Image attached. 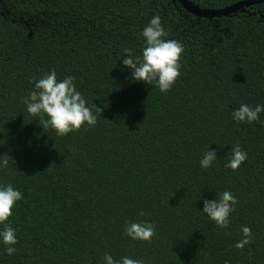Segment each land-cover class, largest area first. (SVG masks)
Returning <instances> with one entry per match:
<instances>
[{
  "label": "trees",
  "instance_id": "trees-1",
  "mask_svg": "<svg viewBox=\"0 0 264 264\" xmlns=\"http://www.w3.org/2000/svg\"><path fill=\"white\" fill-rule=\"evenodd\" d=\"M189 1L220 11L246 0ZM262 15L264 4L209 20L177 0H0V155L15 160L0 168V185L22 194L6 222L16 252L0 238V264H106V254L264 264V112L251 124L232 117L241 104L264 105ZM153 16L184 48L180 77L163 93L122 61L125 49L142 55ZM53 69L103 110L94 126L59 136L28 114L23 98ZM237 145L247 159L233 171L225 165ZM207 150L218 159L204 169ZM224 191L237 203L222 229L203 201ZM130 222L152 223L156 234L133 240ZM242 227L252 242L238 250Z\"/></svg>",
  "mask_w": 264,
  "mask_h": 264
},
{
  "label": "clouds",
  "instance_id": "clouds-1",
  "mask_svg": "<svg viewBox=\"0 0 264 264\" xmlns=\"http://www.w3.org/2000/svg\"><path fill=\"white\" fill-rule=\"evenodd\" d=\"M141 36L145 46L141 56H133L131 50L125 49V58L122 60L125 68L132 72L131 78L146 85L155 83L163 92L171 90L180 77V58L184 51L183 45L176 41L165 39L167 32L162 26L159 16H153L144 27ZM74 77L69 75L57 80L53 69L36 80L34 89L23 98L28 114L39 117V126L42 129L52 128L57 135L65 136L70 132L78 131L82 126H94L97 123V114L103 110L94 104L87 105L81 93L76 90ZM95 108V114L93 113ZM264 112V105L257 104L252 107L241 104L232 112V117L239 123L251 124L259 119ZM4 144V143H3ZM232 157L225 167L237 170L246 161L247 153L237 145L232 150ZM217 153L207 150L200 160V166L208 169L216 160ZM13 160L8 154L0 155V168H7L9 161ZM16 163V162H15ZM22 194L12 185H0V225L4 229L0 232L6 253L12 256L16 252L13 247L17 244L16 232L6 222L12 216V209ZM237 200L230 191L219 194V199L204 200L203 213L216 223L219 228L229 227V216L234 211ZM144 215L143 212L140 213ZM242 239L235 244V248L243 250L252 242V232L249 227H242ZM125 234L133 240L150 241L156 234L155 226L147 222H130L125 226ZM251 254V253H250ZM106 264H143L142 261L123 257L120 261L114 260L110 255L104 257Z\"/></svg>",
  "mask_w": 264,
  "mask_h": 264
},
{
  "label": "water",
  "instance_id": "water-1",
  "mask_svg": "<svg viewBox=\"0 0 264 264\" xmlns=\"http://www.w3.org/2000/svg\"><path fill=\"white\" fill-rule=\"evenodd\" d=\"M188 13L202 19H220V18H229L233 15H237L240 12H246V9L264 4V0H246L241 3H238L232 7H229L220 11H210L201 9L198 6H195L189 0H177ZM264 20V15L261 16Z\"/></svg>",
  "mask_w": 264,
  "mask_h": 264
}]
</instances>
